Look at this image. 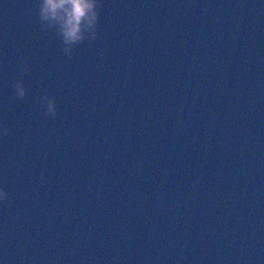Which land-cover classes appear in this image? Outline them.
Segmentation results:
<instances>
[{"label": "water", "instance_id": "1", "mask_svg": "<svg viewBox=\"0 0 264 264\" xmlns=\"http://www.w3.org/2000/svg\"><path fill=\"white\" fill-rule=\"evenodd\" d=\"M38 3L0 0V262L264 264V0H98L70 55Z\"/></svg>", "mask_w": 264, "mask_h": 264}, {"label": "clouds", "instance_id": "2", "mask_svg": "<svg viewBox=\"0 0 264 264\" xmlns=\"http://www.w3.org/2000/svg\"><path fill=\"white\" fill-rule=\"evenodd\" d=\"M97 7L98 0H39L37 5L40 20L55 29L66 55H70L71 49L85 39L96 38ZM24 71L26 72L27 68ZM13 88L16 97L25 96V88L19 80L14 83ZM40 105L45 115L55 114L54 101L50 97H43ZM44 179L42 175L41 180ZM6 198L7 193L0 188V201Z\"/></svg>", "mask_w": 264, "mask_h": 264}]
</instances>
